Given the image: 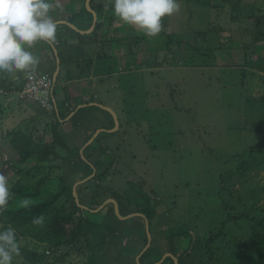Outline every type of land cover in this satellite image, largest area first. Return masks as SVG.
Here are the masks:
<instances>
[{
  "label": "rangeland",
  "instance_id": "obj_1",
  "mask_svg": "<svg viewBox=\"0 0 264 264\" xmlns=\"http://www.w3.org/2000/svg\"><path fill=\"white\" fill-rule=\"evenodd\" d=\"M52 2L51 13L63 12L64 20L74 12L87 19L83 10L85 2L80 11L70 6L73 12L69 14L65 1ZM179 2V11L168 16L165 27L172 36L169 43L164 35L149 37L120 21L107 25V12L104 11L100 34L104 35L106 28L109 40L77 49L78 56L74 55L69 71L71 75L80 76L81 81L73 80L78 77L67 80L65 77V80L58 79L54 86L53 94L60 111L64 109L62 86L73 96L68 100L71 102L68 107L72 108L78 96L86 102L83 103L86 109L76 114L77 125L67 116L57 119L53 111L42 110L36 101L18 99L13 92L0 86V172L9 177L14 193L12 200L35 185L42 171H47L49 177L47 186L42 189L53 191L59 183L58 175L65 173L75 197L79 186L81 198L86 201L90 200L89 192L94 184H102L98 199H103L102 206L105 203L106 207L113 205L117 220L107 210L96 213L101 205L88 212L112 225V230H108L106 224L99 228L108 235L105 243L95 249L99 256L97 264L136 262L134 255H131L132 261L126 259L128 251L122 247L126 238L120 241L118 236L121 234V238L125 233L139 238L135 244L138 245L144 238V228L146 231V225H140L144 219L139 215L141 212L119 213L115 198L110 196L112 188L123 198L126 194L133 206L140 207L145 205L141 190L146 185L150 187L149 205L158 215L150 223L153 256L168 249L165 233V238L161 237L165 247L161 240L155 243V235L152 239L154 224L159 227L160 220L164 224L160 228L176 229L196 224L195 231L199 235L217 231L224 220V198L234 201V208L230 202L226 204L233 215L240 212L242 205L246 206L247 213L256 208L259 211L254 213L264 215V157L261 159L258 152L261 150L264 155V39L255 41L253 38L256 22L260 21L256 17L264 13V0H210L205 5L198 0ZM197 31H204V34H197ZM140 36L142 40L138 42ZM130 38H138L136 44L133 43L136 55L127 48ZM36 48L34 54L38 60L46 54L52 56L49 44L38 41ZM53 54V68L57 72L55 51ZM40 61L35 69L54 74L42 69L43 61ZM60 67L65 71V64ZM100 78H104L102 83L98 81ZM9 79L0 77V82ZM106 104L112 110L106 109ZM103 110L115 120L111 130L117 128V117L118 120L126 118V130L120 137H99L98 142L93 141L110 118ZM57 120L56 128L67 141L66 148L57 146L53 158L37 169L33 168L37 164L33 160L14 167L8 165L7 162L16 157L6 135L9 130L18 127L30 130L34 138L48 142L53 134L51 125L57 124ZM90 132L92 136L87 139ZM250 148L254 149L253 167L245 165L252 161L247 158ZM89 152L94 161L99 159L102 165L110 163V170L106 169L109 172L102 173L101 177H95L94 172L83 176L85 170L77 162L78 157H86ZM240 160L244 161L243 175L238 174L241 173L238 164L243 162ZM92 163L94 166L95 162ZM234 175H239V179L234 177L233 182L228 181ZM225 182L226 189L222 185ZM247 185L255 189L253 194ZM242 225L237 221L224 227L213 244L214 259L208 258L199 248L203 250V260L197 264H227L220 247L233 244L238 236L243 237L240 243L246 244L249 229L244 230ZM70 226L67 223V230ZM98 240V235L94 239L90 234L89 242L94 244ZM19 241L21 252L14 262L32 264L25 256L26 249L45 251L51 260L55 259L51 252L56 250H47L46 245L36 243L32 237H21ZM174 242L173 250L186 247L189 240L180 242L178 237ZM59 248H69V253L55 260V264H83L89 253L85 248ZM252 254L254 257L255 253Z\"/></svg>",
  "mask_w": 264,
  "mask_h": 264
},
{
  "label": "trees",
  "instance_id": "obj_2",
  "mask_svg": "<svg viewBox=\"0 0 264 264\" xmlns=\"http://www.w3.org/2000/svg\"><path fill=\"white\" fill-rule=\"evenodd\" d=\"M198 1L202 5L208 4L210 2V0ZM107 2L108 0H88L89 8L85 4H83V10L87 16L86 24L80 23L81 18H79V12L72 13L71 16L66 17V20L64 21L62 20L63 17L60 14L56 15L51 13L53 18L58 21L57 41L54 44H49L50 49L53 48L56 53L55 57L59 60V70L55 74V84L58 79H60V81L65 80V77L66 80L74 77H80L76 75H71L69 71V66L74 60V55L75 57L78 56L77 49H82L88 44H95L102 40H109L106 34V28H104L105 34H100L102 26L101 23H103L102 21L100 22V20L104 17V11L107 12V14H105L108 20L107 25L111 24V21L119 23L120 20L112 14L110 6L108 8L105 7V4ZM92 11H94L97 17L94 27L88 32H80L78 29H88L90 27L93 20ZM237 18L238 16L236 17V20ZM256 18L260 21L256 20L257 28L253 32V38L255 41H258L264 39V13L259 14ZM67 21L71 23L73 27L70 26ZM167 21L168 16L162 19L163 30L159 34L164 35L166 43H169L172 39V36L170 32H167L165 30V27L167 26ZM120 24L124 25L121 21ZM196 33L204 34V31H197ZM137 39L138 38H130L128 40L129 46L127 47L135 55L137 54L135 48ZM141 40L142 37L139 38L138 42ZM118 55L121 56L122 54L120 53ZM123 59L125 60V58ZM62 64L66 65L65 71L64 69L63 71L61 70L60 65ZM52 71H54V68ZM16 76L17 79L11 78L7 81H1L0 86L8 91L20 89L22 85V80L20 83L18 82V80L21 79V73H17ZM98 81L102 83L104 81V78H100V80ZM62 89L64 92V96L62 98L64 109L60 111L56 106V108L52 110L53 114L56 115V118L60 120L64 119L71 111H74L73 114L69 117V120L72 122L73 125H77L78 115L76 116V114L86 109V105H80L78 107L77 105L81 103L86 104V102H82V100H80L78 96L74 100L75 103L72 105V108L68 107V104L65 105V103L68 102V100H71V98L69 93H67L66 87L62 86ZM41 109L44 110L43 108ZM103 111H105L110 118L107 119V124L101 127L105 129L101 131V133L99 132L94 137L93 141L96 140L98 142L99 137L111 138L114 135L120 137L121 133L125 132L126 130L124 128V122L126 123L125 117H122L120 120H118L117 117V128L115 130H111L115 126V120L114 118H112L111 114L107 110ZM59 120H57V124L51 125V130L53 134L51 141L48 142L43 141L42 138H34L33 133L30 130H22V128L19 127L9 130L6 135L10 145L16 153V157L14 158V160L7 162L8 165L10 167H14L15 165L24 164L27 163L29 160H33L35 161V163H37L34 164L33 168L37 169L41 166H44V164L47 163L50 158H53L52 154L55 153V148L57 146L66 148L67 141L56 128V125H58ZM91 136L92 133L90 132V135L87 139H89ZM88 146H86L84 149H86ZM104 149L105 148L103 147V150H101V152H103ZM252 150L254 149L250 148L248 150L249 153L247 154L248 160L252 161H247L245 163L246 166L250 165L251 167H253L252 165L254 164L255 159L252 156ZM258 152L260 153V157L262 159V157H264L262 151L258 150ZM85 156L86 157L79 156L77 161L79 164L82 165L83 170H85V173H82L83 176L86 177L94 172L93 175L95 177H101L102 173L109 172L107 170H110V163L107 162L106 164L102 165L99 159L94 161V159L92 158V153L90 152ZM92 162H95L94 166H91L90 163ZM238 166L241 169V173L238 174L243 175L242 173L245 171L244 161L242 162V165L238 164ZM234 177H236V179H239L240 176L234 175L233 178H229L228 181L233 182L235 180ZM48 180V172L42 171L38 178H36L35 185H33L31 188H26L19 195H17V197H15V200L11 199L8 205L6 206L5 210L3 212H0V226L14 227L19 240L21 237L30 236L36 243L46 245L47 250H50L48 248L56 250L55 252H51V254H54L55 256V259L51 260L49 255L44 254L45 251L43 253L37 252L36 250L32 251L30 249H26L25 256L28 261H31L32 264H55V260L61 259L63 258L62 256H66L69 253V248L62 250V248H59L61 246L72 247L76 250L85 248L89 251V253L87 255V259L83 261V264H97L99 256L95 252V249L102 245V243H105V239L108 235L105 230L100 231L99 228L102 225L106 224L105 227H107L108 230H112V225L107 224L104 219L102 221H99L98 219H96V216H91V214L88 213L91 211V209H96L103 202V199H98L100 197L99 189L103 188L102 184H94L93 189H91L89 192L90 200L86 201L81 198L82 192L80 191L81 189L79 188V186L76 187L75 197V195L73 194L72 186L68 182V178L66 177L65 173L60 172V174L58 175L59 183L53 191H49L47 188L42 189V187L47 186L46 182H48ZM136 184L140 185L142 183ZM222 185L224 186V189H226V182ZM246 188L250 192H252V194L254 193L253 191L255 189H252V186L247 185ZM141 192L144 196L145 205L141 204L140 207L137 205L136 207L133 206L131 204L133 202L126 198V194L123 198L118 195L113 188L110 195L115 198L117 208L120 214L124 215L139 211L144 215V219H141L140 225L144 227V225H146L145 223H147L146 231L144 228V231L142 232L144 235L142 243L138 245L135 244L137 243V239L139 238H135L134 236L125 233L123 234L124 236H122L121 238V234L118 236V240L120 241L122 238H126L125 242L122 245V247L125 246L124 250L128 251L126 259H131V255H134V258L137 257L136 262L132 261L131 259L132 264H174L175 259L177 260V264H197L198 261L203 260V250L204 253L207 254L208 258L214 259L215 250L213 248V244L219 238V234L224 231V227L226 225L230 224L231 222L236 223L237 221L242 222V227L244 230L249 229L247 243H240V241L243 240V237L238 236L234 238L233 244H227V247L225 248L221 246L220 248L224 251L223 257L225 259V262L227 264H264V215L259 216L258 214L254 213L256 211H259V209L256 208L251 213H247L245 211L246 206L244 205H242L243 207H240V212L237 215H233L229 210V206H227L226 204L230 202V206L234 208V201L225 198L223 199L225 204L222 208L224 220L217 231H208L203 235H199L200 233L195 231L198 228V225L196 224H190L187 227L176 229H174V227L160 228V225H164L162 220H160L159 227L154 224V231L151 232L152 239L155 235V243L160 242V240L161 242H163L161 237L165 238L163 236V233H165V235H167L166 241L168 242V249H162V253L160 252L159 255L153 256V249H151L152 245L150 242V223L153 221L154 218L156 220L158 218V215L155 211H153V208H151V206L149 205V192H151L150 187L146 185L144 190H141ZM25 197L30 199V204L27 207L21 205V200ZM76 198L78 199V201L76 200ZM105 207L106 203L103 204V206L97 209L95 212L104 213L105 210H107L112 215L115 214L114 207L112 204L110 206H107L106 208ZM75 211H78V215L76 216H74ZM41 216L43 217V222L41 224L34 223V219ZM90 217H92V219ZM113 217L115 218V220H117V215H113ZM72 220H74V222H69ZM67 223L71 224L68 230L66 228ZM228 232L230 231L228 230ZM90 234L93 235L94 239L95 235H98L100 240L92 244V242H89ZM178 237L180 238V242L189 240V243L186 247L182 249L175 248L173 250L175 243L174 240ZM131 245H133L134 247H129ZM179 246L180 245H178L177 247ZM162 247H165L164 242L162 243ZM199 248H202L203 250H199ZM252 252L255 253L254 257ZM162 254L165 255L161 256ZM159 260L160 262H158ZM14 264L24 263L14 262Z\"/></svg>",
  "mask_w": 264,
  "mask_h": 264
},
{
  "label": "clouds",
  "instance_id": "obj_3",
  "mask_svg": "<svg viewBox=\"0 0 264 264\" xmlns=\"http://www.w3.org/2000/svg\"><path fill=\"white\" fill-rule=\"evenodd\" d=\"M109 6L112 14L124 25L134 26L144 35L154 37L163 30L162 19L179 11L180 2L179 0H108L105 7ZM52 9V0H0V77L14 78L17 73H21L18 82L22 80L23 83V74L28 77L32 75L38 63V57L31 51L35 43L42 41L51 45L57 41L58 21L51 15ZM55 74L56 72L53 74L54 84ZM13 196L9 177L0 172V212L5 210ZM29 204V198L25 197L21 200L22 206L27 207ZM42 222V216L34 219L36 224ZM20 252L21 243L15 228L0 226V264H14Z\"/></svg>",
  "mask_w": 264,
  "mask_h": 264
},
{
  "label": "built area",
  "instance_id": "obj_4",
  "mask_svg": "<svg viewBox=\"0 0 264 264\" xmlns=\"http://www.w3.org/2000/svg\"><path fill=\"white\" fill-rule=\"evenodd\" d=\"M53 86V74L34 69L30 77L23 74L22 87L12 91V94L17 95L18 99H32L43 109L51 111L55 107Z\"/></svg>",
  "mask_w": 264,
  "mask_h": 264
},
{
  "label": "crops",
  "instance_id": "obj_5",
  "mask_svg": "<svg viewBox=\"0 0 264 264\" xmlns=\"http://www.w3.org/2000/svg\"><path fill=\"white\" fill-rule=\"evenodd\" d=\"M58 1H65V3H67V7H69V9H70V6H72L73 8H75L77 11L79 10H81V8H82V3L83 2H85V4L86 5H88V0H58ZM88 7V6H87ZM73 11L70 9V11L68 12V14L69 13H72ZM65 13V12H64ZM53 14V13H52ZM56 15H58V14H63V12H61V11H59V12H57V13H55ZM79 18H81L80 19V23H82V24H86L87 23V20L84 18V16H80ZM63 21H64V19H62ZM68 22V21H67ZM69 23V22H68ZM70 26H72L73 27V25H71L70 24ZM91 26V25H90ZM80 32H88L89 30L88 29H78ZM37 48H36V43H35V45L33 46V48L31 49V51H33V53H35L34 52V50H36ZM50 52L52 53V56H50L49 57V55H44V56H42V57H40L39 58V62H41L40 60H42L43 61V66H42V64H41V66H42V69H44V70H48V71H52L53 70V67H54V62H52V57H53V48L52 49H50ZM56 72V70L55 71H53V73H55ZM89 76L91 77L92 76V74L90 73L89 74ZM15 78H16V76H15ZM74 81H76V82H79V81H81L79 78H77V79H73ZM76 87H78V86H76ZM70 95V98H73V96L71 95V94H69ZM72 100V99H71ZM71 102H66L65 103V105L66 104H70ZM102 104V103H101ZM80 105H84L83 103H81ZM104 105V104H103ZM105 108L107 109V108H109L110 110H112L107 104L105 105ZM72 113V111L67 115V116H69L70 114ZM71 116V115H70Z\"/></svg>",
  "mask_w": 264,
  "mask_h": 264
},
{
  "label": "water",
  "instance_id": "obj_6",
  "mask_svg": "<svg viewBox=\"0 0 264 264\" xmlns=\"http://www.w3.org/2000/svg\"><path fill=\"white\" fill-rule=\"evenodd\" d=\"M95 21H96V14L93 12V21H92V24H91V28H89V30L92 29V28L94 27V25H95ZM56 61H57V63H59L58 58H56ZM72 113H73V112H72ZM72 113H71V114H72ZM71 114H70V115H71ZM70 115H69V116H70ZM69 116H67V118H68ZM101 206H102V205H101ZM174 264H177V261H176V260H175Z\"/></svg>",
  "mask_w": 264,
  "mask_h": 264
}]
</instances>
